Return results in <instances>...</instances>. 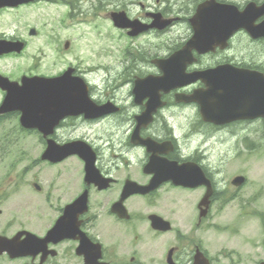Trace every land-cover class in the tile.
Here are the masks:
<instances>
[{
    "label": "rangeland",
    "instance_id": "374dc122",
    "mask_svg": "<svg viewBox=\"0 0 264 264\" xmlns=\"http://www.w3.org/2000/svg\"><path fill=\"white\" fill-rule=\"evenodd\" d=\"M77 1L79 0H75ZM144 1L154 9L161 8L156 0ZM171 1L174 3L173 8L169 7L173 11L171 15H178L180 18L190 17L193 11L192 0ZM237 1L244 0H234ZM114 2L115 0H80L74 16L70 17L68 9L65 10L67 13L65 27L57 28L54 24L55 20L49 19L48 28L55 27L60 33L55 42V46L60 47V52L51 48L46 36L41 35L30 44L24 54L0 58V71L9 76H17L21 70L33 65L32 56L40 57L42 53L38 51V45L47 54L45 58L55 60L49 64L44 62L42 64L44 69H40L39 72L52 75L61 69L73 66L77 74L92 82L96 97L101 99L115 97L121 103L123 109L114 117L103 119L96 124L81 119L72 120L59 129V141L77 137L88 138L95 146L98 155L104 157L102 162L104 166L114 161L124 160L132 163L139 161L137 153L130 151L125 145L135 110L130 106L131 85L128 80L155 70L152 59L171 52L188 32L183 25V19H178L170 28L163 31L152 30L130 38L126 32L115 29L108 19L109 14L106 13L115 7ZM119 8L123 9L125 6L119 5ZM138 9L139 6L136 12H139ZM50 12L56 14L59 10L51 7ZM21 17H24L27 20L25 22H29L31 26L37 25L34 15L30 12H24L17 18L9 16L8 20L17 21ZM66 41H70L68 48H65ZM218 61L259 65L264 68V41L255 42L244 32H238L228 50L206 57L201 64L214 65ZM15 73L17 74L11 75ZM190 107L193 112H190L184 104L172 101L165 109L176 130L189 133V138L185 136L188 138L185 147L191 151L200 149L199 154L209 157L211 161L214 160L217 167L221 165L219 169L215 167L218 182L225 185L226 179L234 173H246L249 176V184L246 188L260 189L264 192V127L254 123L252 130L244 132L242 125L238 124L218 132L201 127L198 124L196 105ZM250 133L259 139L256 140L257 144L245 150L242 144L247 140L246 134ZM243 139L245 140L242 142ZM102 141L105 142L101 143ZM44 146L40 135L36 132L20 130L18 116L15 113L9 114L7 119L1 121L0 193L3 194H0V234L9 228L11 230L12 226L19 228L22 225L18 223L23 221L26 222L25 225L46 226L59 214L60 208L83 187L80 159L72 156L57 164L48 163L41 159ZM138 154L142 155V152ZM128 156L132 159L126 158ZM115 172L122 173L123 165ZM34 183H37L42 191H38ZM189 197L185 194L184 215L190 203ZM237 203L240 202H232L225 209L216 207L217 228L215 231L211 228L208 233L209 227L205 225L200 227V231L214 239L217 249L222 244L227 245L224 253L230 255L235 249L242 255H247V258H251L250 253L244 251L241 242L244 234L248 242L254 241L251 239L254 237L250 238L248 232L255 222L248 220L243 222L248 232L244 229L239 233L233 223L227 227L229 221L239 212L234 205ZM247 248L250 250L249 245Z\"/></svg>",
    "mask_w": 264,
    "mask_h": 264
},
{
    "label": "flooded vegetation",
    "instance_id": "af4514ba",
    "mask_svg": "<svg viewBox=\"0 0 264 264\" xmlns=\"http://www.w3.org/2000/svg\"><path fill=\"white\" fill-rule=\"evenodd\" d=\"M205 1L208 0H192L193 11L190 17L196 14L199 4ZM213 1L222 4H234L239 8L250 2L256 4L264 2V0ZM74 2L75 0H27V2L16 6H0V38L23 41V51H26L35 39L45 35L51 48H55L60 52V47L55 46L60 33L57 32L55 27L53 29L48 28L49 19L55 20L54 24L57 25V28L65 27L67 4L71 11L74 8ZM156 2L161 5V8L154 9L144 0H115V7L111 10L125 11L132 20H139L140 23L138 24L140 26L149 25L153 14L157 13L160 15L155 16L160 19L171 17L183 20L189 19V16L180 18L178 15H171L173 11L170 8L174 6L171 0H156ZM119 5H124L125 8H119ZM138 6L140 9H138L139 12H136ZM51 7L59 10V13H51ZM24 12L32 13L37 25L31 26L29 22H25L27 20L24 17L17 21L7 20L9 16L17 18ZM33 30L35 33H33ZM123 30L127 31V29ZM38 49L42 50L39 46ZM217 53H221L220 50ZM200 60L201 58L198 59V62ZM222 62L233 63L232 61ZM233 64L264 72V68L259 65ZM157 72V69L150 71V73ZM135 79L131 77L128 80L131 85L130 106L135 108L130 132L136 125L135 116L145 109L146 103V100L137 103L133 96L132 88ZM186 92L188 90L183 89L180 91V93ZM91 94L98 104L111 100L119 105L121 110L102 119H86L82 115L69 117L61 125L78 119L97 123L103 119L114 117L122 111L123 107L115 97L106 99L96 97L94 86H91ZM174 99L176 100V92L163 96L166 105L156 111L153 122L141 130V135L165 143L161 147L160 157L176 161L180 165L195 163L200 166L211 183L212 193L208 200L203 202L207 192L206 185L190 188L188 186H176L170 181L150 190L148 193L131 194L122 200L123 183L131 176L126 174L123 180L120 181V172H115V170L120 169V166L126 162L114 161L113 164L110 163L104 166L102 163L104 157L98 155L97 167L102 176L110 178L111 181L107 184V187H97L94 184L84 183L81 191L66 202L67 205L75 201L79 195L85 190L87 191V209L82 212L73 211L71 213L66 234L64 236L53 235L47 237L53 223L40 227L39 225H25V221L20 222L18 224L22 226L19 228L12 226L11 230L9 228V230L1 233L8 240L16 238L18 245L15 248L14 243L7 244V250L0 254V264H222L224 262L225 264H260L264 262V192L260 189L246 188L249 184V176L246 173H243L245 176L243 184L238 187L233 184V181L240 173H234L226 179L225 185L217 181L216 162L211 161L205 155L199 154L200 149L196 148L191 151L186 148L187 143H185L184 134L180 137L173 134L166 117L165 107ZM256 119L234 121L232 125L241 124L244 132L252 130L254 123L264 125L262 118ZM193 126H195V123H193ZM200 126L212 130L228 127L211 124H209L210 127L204 124ZM255 131L257 130L255 129ZM125 145L136 148L130 141V135L126 137ZM144 151L146 155L139 162L138 173L140 177L137 176V179L140 183L146 184L150 182L152 176L142 174L140 170L150 160V153L146 149ZM198 190L200 191L194 195L195 191ZM183 191L190 196L188 199L190 203L186 209L188 214L186 219L184 217L185 195ZM240 192L242 193L240 194ZM121 200L120 207L122 206L124 210L122 209L120 212L116 210V207L119 206ZM232 202H240L235 204V207L240 210L232 219V223L235 224L234 227L238 229L239 233L244 229L248 232V228L243 225L244 221L255 222L250 226V232H248L250 238L254 237V239L251 238L254 241L248 242L244 234L241 242L244 251L250 253L251 258H247V255L244 256L235 249L230 255L224 253L223 248L217 250L214 239L209 234L200 231L201 226L207 225L209 233V230L216 224V207L225 209ZM26 231L33 232L36 235L35 242L31 245L26 243L28 240ZM19 232L22 233L16 235ZM248 245L250 250L247 248Z\"/></svg>",
    "mask_w": 264,
    "mask_h": 264
},
{
    "label": "water",
    "instance_id": "95a60500",
    "mask_svg": "<svg viewBox=\"0 0 264 264\" xmlns=\"http://www.w3.org/2000/svg\"><path fill=\"white\" fill-rule=\"evenodd\" d=\"M227 19L218 18L216 21L221 24L230 22L226 27L237 26L245 27L251 31L254 27L253 21L255 16L252 12L244 14L228 13ZM119 24H123L120 18H117ZM213 34L212 30L206 29L204 37H210ZM2 52V51H1ZM67 75V76H66ZM212 75V74H211ZM226 72L220 71L216 73L214 80L206 78L209 86V95L206 98L208 101L216 99H225L227 94V85L234 84L235 80H226ZM67 77V78H66ZM172 78L168 74V69L164 78L158 80V83L167 81V84H172ZM8 81V80H7ZM185 80L181 84H185ZM8 95L0 109V112L20 109L23 112L22 122L27 127H38L45 134L52 132L53 127L65 115L73 114L84 108L89 109L93 116L101 114L96 109L88 108L87 90L84 84L77 78L71 77V71L59 78L44 79V78H28L24 80V86L17 88L16 86H6ZM150 111L146 113L149 115ZM141 116L139 119H141ZM137 133V131H136ZM79 153L87 159L88 172L94 166V157L87 156L85 149L81 148L77 143L58 145L53 140H49V147L46 150L43 158H49L53 161H59L72 153ZM88 176V178H93ZM65 217L62 216L58 221L59 225H64Z\"/></svg>",
    "mask_w": 264,
    "mask_h": 264
}]
</instances>
